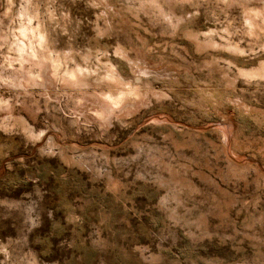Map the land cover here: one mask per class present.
Returning <instances> with one entry per match:
<instances>
[{
    "label": "clouds",
    "instance_id": "obj_1",
    "mask_svg": "<svg viewBox=\"0 0 264 264\" xmlns=\"http://www.w3.org/2000/svg\"><path fill=\"white\" fill-rule=\"evenodd\" d=\"M205 2L83 0L89 15L81 20L56 0H0V47L5 50L0 133L22 135L40 157L86 177L85 185L104 183L110 191L119 179L149 186L155 194L153 207L192 238L207 235L209 228H231L225 239L240 235L230 215L237 178L217 162L223 158L254 177H264V143L230 140L227 117L220 113L252 111L242 97L251 95L249 87H264V59L255 67L239 63L240 58L264 55V0L260 7L244 11L239 28L232 31L226 15L220 21L215 11L205 8L213 26L197 30L190 39L182 26L201 16ZM221 4L229 6L217 0L220 12ZM73 21L77 28L86 21L92 39L108 42L104 50L84 49L83 55L70 45L66 51L52 50L50 39L57 31L72 40ZM216 24L223 26L217 30ZM233 36L238 39L233 41ZM192 39L210 51L209 60L193 59L188 48ZM120 64L127 74L119 71ZM184 65L197 73L211 68L218 79L194 80V95L179 93L175 85L181 69L188 74ZM37 88L43 91H30ZM167 105L173 110H166ZM113 128L117 131L110 132ZM117 132L121 138L114 143ZM157 137L166 142L165 151H145L144 141ZM210 138V152L197 149L193 154V146ZM240 208H251L264 222L251 199H243ZM258 229L253 222L245 231L252 235ZM23 259L11 239L0 242V264H21ZM256 264L264 261L257 257Z\"/></svg>",
    "mask_w": 264,
    "mask_h": 264
},
{
    "label": "rangeland",
    "instance_id": "obj_2",
    "mask_svg": "<svg viewBox=\"0 0 264 264\" xmlns=\"http://www.w3.org/2000/svg\"><path fill=\"white\" fill-rule=\"evenodd\" d=\"M56 3L71 10L73 18L84 20L89 15L83 0H56ZM216 3L217 0H206L201 16L182 26L190 39L197 30L213 26L212 17L205 13V8L208 12L215 11L220 21L226 15L232 21L229 29L232 31L239 28L244 11L261 6L260 0H226L229 6L221 4L224 11L220 12ZM222 26L215 25L217 30ZM69 31L71 41L58 31L53 34L52 50L66 51L70 45L73 52L83 55L84 49L102 51L108 43L92 39L93 33L86 21L78 28L73 21ZM236 39L238 36L232 37L233 41ZM188 48L197 63L210 59V51L203 49L196 40L192 39ZM4 53L0 47V64ZM73 59L80 63L78 57ZM146 59L149 64L153 63V58ZM258 59H264V55L240 58L239 63L242 67H255ZM71 67L69 65V69ZM184 67L188 74L181 69L175 85L179 93L194 95V80L218 79L211 68L197 73L187 65ZM119 71L127 74L128 70L120 64ZM160 86L153 84L156 88ZM30 91L35 94L43 89ZM0 92L4 89L0 88ZM248 93L251 95L242 99L249 103L252 111L232 109L231 116L223 111L220 116L227 117L224 123L230 127V140L261 144L264 143V87L256 90L249 87ZM166 110H173L172 105H167ZM185 115L191 118L187 111ZM214 119L219 120V116ZM116 131V128L110 130ZM120 138L117 132L113 142L118 143ZM144 143L147 145L145 151L148 148L153 154L165 151L166 142H161L159 137ZM197 149L210 152L211 138L204 145L193 146V154H197ZM217 166L237 178L236 200L234 207L230 206V215L240 235L225 239L224 236L232 232L231 228H209L207 235L192 238L180 227L173 226L165 213L153 207L155 194L149 186L129 185L119 179L113 181L110 191L105 190L109 186L104 183L85 185L86 177L61 169L54 159L40 157L22 135L0 133V242L8 239L14 242L24 258L21 264H256L257 257L264 261V222L256 219L257 214L251 208H240L243 199H251L253 207L264 218V177H254L223 158ZM121 183L125 186L121 187ZM238 208L239 214H235ZM253 222L259 225L258 233L248 235L245 228Z\"/></svg>",
    "mask_w": 264,
    "mask_h": 264
}]
</instances>
